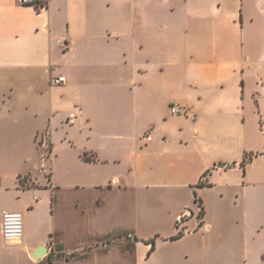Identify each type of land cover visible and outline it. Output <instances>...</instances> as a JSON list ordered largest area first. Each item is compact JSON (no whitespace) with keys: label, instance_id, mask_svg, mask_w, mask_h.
Masks as SVG:
<instances>
[{"label":"crops","instance_id":"0c3cea01","mask_svg":"<svg viewBox=\"0 0 264 264\" xmlns=\"http://www.w3.org/2000/svg\"><path fill=\"white\" fill-rule=\"evenodd\" d=\"M88 191L105 253L151 247L137 223L157 215L172 230L156 246L197 234L172 239L197 194L203 238L228 237L202 264L264 261V0H0V264L67 246L60 219L87 215ZM4 210L24 214L22 241L4 239Z\"/></svg>","mask_w":264,"mask_h":264},{"label":"rangeland","instance_id":"374dc122","mask_svg":"<svg viewBox=\"0 0 264 264\" xmlns=\"http://www.w3.org/2000/svg\"><path fill=\"white\" fill-rule=\"evenodd\" d=\"M39 172L42 173L41 170ZM83 197L88 201V214L84 217L70 216L68 215L69 210H66V214L62 216L60 222L66 231L67 246L51 240L49 243L51 247L50 254H46L40 264H202L204 254H206L204 247L206 240L211 261L224 254L221 249L227 242L228 237L222 231L221 235H215L211 238L206 236L207 239L203 238L204 236L201 233L204 232V227L201 226L200 213L196 214L193 219L189 215L180 225V228L177 229L178 232L179 230H187L188 232L198 230L197 234H192L181 242L171 244L157 242L156 246L155 230L160 233L172 230L170 221L166 218L167 215L165 214L164 217L157 215L156 220L144 221L139 219L137 223L142 234L149 237L153 236L154 239L152 240L155 241L154 251H151L152 245L148 247L145 241L138 242L134 251V245L130 238V242L129 240L127 242V239L120 237L114 242L116 246L109 253H105L102 250L110 247L108 239L102 241L97 234L102 233L107 225L91 210L96 195L92 191H88ZM119 218L125 227L136 222L132 213H128V205L124 204L120 207ZM257 235V240L262 245L261 252L264 254V231ZM118 247H120V250ZM241 250L237 251L240 255L243 253ZM86 252V255L81 256ZM243 262L248 264L246 259H243ZM250 264H264V261L261 257H258L255 261H250Z\"/></svg>","mask_w":264,"mask_h":264},{"label":"built area","instance_id":"2783aa9c","mask_svg":"<svg viewBox=\"0 0 264 264\" xmlns=\"http://www.w3.org/2000/svg\"><path fill=\"white\" fill-rule=\"evenodd\" d=\"M23 4H37L38 0H19ZM47 1V0H44ZM54 83L59 84L65 81L64 76L54 77L52 80ZM171 112L173 114H187L188 108L185 105H180L178 103H173L171 105ZM43 145L47 144V139L43 138L40 140ZM49 148V146H48ZM31 181L28 179L27 175L19 176V184L21 188L29 187ZM189 215H193L190 209H185L184 212L178 217L177 228L186 220ZM203 216H201L202 219ZM1 231L4 239L9 242H20L25 236V219L24 214L20 211H10L4 210L2 215V225ZM179 232L186 233L187 230H179Z\"/></svg>","mask_w":264,"mask_h":264},{"label":"trees","instance_id":"16d2710c","mask_svg":"<svg viewBox=\"0 0 264 264\" xmlns=\"http://www.w3.org/2000/svg\"><path fill=\"white\" fill-rule=\"evenodd\" d=\"M49 148H50V146H49ZM195 200H196V202L200 205V215L203 216V214H204V210H203V207H202V199L196 194V199H195ZM183 234H184V233H182V232H178V234L175 235L174 237H172V239H178V238H180ZM149 243L152 244V248H151V250H153V249L155 248V241L152 240V241H150Z\"/></svg>","mask_w":264,"mask_h":264},{"label":"water","instance_id":"95a60500","mask_svg":"<svg viewBox=\"0 0 264 264\" xmlns=\"http://www.w3.org/2000/svg\"><path fill=\"white\" fill-rule=\"evenodd\" d=\"M48 252V247L44 244L39 245L33 252L35 259H41Z\"/></svg>","mask_w":264,"mask_h":264}]
</instances>
